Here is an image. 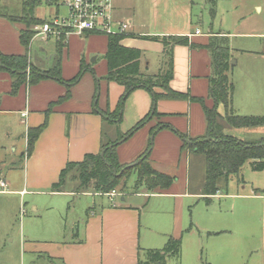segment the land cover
<instances>
[{
	"label": "crops",
	"instance_id": "0c3cea01",
	"mask_svg": "<svg viewBox=\"0 0 264 264\" xmlns=\"http://www.w3.org/2000/svg\"><path fill=\"white\" fill-rule=\"evenodd\" d=\"M39 2V7L35 9V16L45 22L52 17L65 14L64 9L55 8L46 2L43 4L41 0ZM239 5L243 7L251 5L259 13L264 10V0H112L113 21L126 22L130 26L127 36L120 41V45L141 52L139 65L141 74L154 77L163 73L166 61L163 44L143 38L185 37L188 39L189 45L172 47V79L168 86L173 92L187 95L189 99L160 97L154 107L156 114L151 115L143 125L153 123L149 127L150 135L153 129L163 126L153 134L155 147L157 145L158 150L164 151L163 157L167 153L173 154L174 166L176 163L178 168H180V163L184 165L183 169L187 171V174L183 179L181 189L174 185L175 178L173 176L165 171L158 172L147 158V164L152 170L172 178L173 182L168 187L157 186L152 189H148L143 184L138 186L135 184L132 197L138 198L136 200L126 201L123 191H116L118 196L109 198L101 193L93 192L90 188L79 189V183L76 180L74 183H78V185L74 184L73 189L63 190L67 179L61 189L53 191L52 186L58 182L59 174L66 164L80 162L85 155L99 154L106 143L115 142L117 146L127 140L134 132L128 134L129 131L151 112L152 96L145 89L133 91L125 100L124 113H122L120 122L113 123L102 114H112L116 111L123 94V87L105 80L107 69L101 78L102 81L98 80L97 83L96 78L90 79L83 73L79 81L69 88L68 99L58 104L55 103L67 92L65 84L47 78L40 80L36 83L38 86L33 88L26 85L29 94L27 93V97L25 95L23 98L25 103L20 102L18 109L11 112L25 118L26 130L37 128L44 122H46V126L37 138L31 155L26 156L25 149L23 189H9V184L5 182V176L2 175L0 177V195L24 197L31 192L29 190L34 188L44 190L42 192L51 196L95 197L84 217L75 218L72 227L66 229L67 231L71 230L70 239L64 238L55 241L47 239V241L39 242L42 247L41 251L44 250L48 258L52 260V264L55 262L60 264H137L141 262L144 264L147 260L142 262L141 255L145 253L149 260V251L155 250L151 248L155 246L148 243L146 237H142L140 232L146 205L165 217V219H154L147 229L148 235L162 237L165 246L169 238L181 240L182 233L186 228V212L193 199L200 198L206 205H209L212 199L221 197L222 187L213 196L203 195L205 162L203 181L201 183V175H199L200 181L197 187L192 189L190 177L192 159L195 158V161H198L200 165L201 160L198 158L199 154L182 149L181 136L198 139L206 135V120L202 105L190 98L202 99L205 107H213V100L208 96L209 78L213 74L210 44L213 42L226 43L232 59L234 53L239 50L235 48L234 43L237 39H264V31L257 29L259 24L247 23L252 25L248 27V31H242L247 17L237 14ZM40 7L50 9L51 15L46 16L47 9H44L43 14L45 15L38 16L36 11ZM38 26L33 27L34 32ZM201 26H205L206 31H203ZM8 27L6 18L0 15V28L5 30ZM23 27L25 29L24 25ZM76 36L80 39L85 38L89 43L101 41L100 37H103V50L107 51L108 36L106 35L85 33ZM68 38L63 40L66 47H63L61 54L66 48L69 51L70 40ZM57 41L59 40H56V45ZM7 49L8 47L0 45V53L3 55L25 54L18 49L14 51L15 53ZM242 52L252 54L257 58L264 57L263 53H257V51L251 52L245 49ZM158 57L162 58V63L160 61L156 72L153 71L154 69L151 71V60H156ZM81 65L86 67L83 61L80 62L79 67ZM79 69H76L75 72L78 73ZM74 74L72 73V76H75ZM70 77L62 74L61 68V78L64 81H69ZM83 81L85 82V92H78ZM12 82L10 73L0 72V104L3 101L14 103L16 97L9 95ZM22 86L24 84L20 87ZM20 87L18 99L22 92ZM31 92L34 93L32 97ZM153 92L158 95L163 94V90L159 87H154ZM53 104L55 105L47 113ZM9 111L7 108L1 109V113ZM223 111L224 108L220 105L218 113L221 116L225 115V113L221 114ZM105 124H109L113 131L118 133V140L112 141L110 137L102 138ZM120 137H126V139L118 144L122 140L119 139ZM115 151L121 165H134L131 163L132 157H127L119 147L115 148ZM143 158L140 156L137 160L141 161ZM129 178L127 179L129 180ZM127 182L126 180L125 186ZM178 182L181 183L180 180ZM138 187H144V189L137 191ZM96 198H107L108 203L96 200ZM115 198H119V201L116 202ZM152 201H155L154 204ZM33 211H38L37 207H34ZM179 257L181 258V248Z\"/></svg>",
	"mask_w": 264,
	"mask_h": 264
},
{
	"label": "rangeland",
	"instance_id": "374dc122",
	"mask_svg": "<svg viewBox=\"0 0 264 264\" xmlns=\"http://www.w3.org/2000/svg\"><path fill=\"white\" fill-rule=\"evenodd\" d=\"M41 1L44 2V0ZM23 2L25 0H0V13L6 11L12 17L20 16ZM237 8L238 15L243 14L247 17L243 32L248 31V27L252 25L247 23L259 24L257 29L264 31V10L261 13L256 12L251 5L244 7L239 5ZM44 9L47 8L40 7L36 14L51 15L50 9L43 14ZM7 23L9 26L7 29L0 28V45L8 47L9 51L14 52L18 49L22 53L26 52L19 43V32L24 28L23 25L8 22V20ZM201 29L206 31L205 26H201ZM100 39L101 41L89 43L85 38L80 39L75 34H71L68 38L69 51L66 48L63 54H60L62 74L69 75L72 79L78 74L75 71L80 68V62L83 61L88 68L86 75L84 74L85 77L96 78V83L98 80L101 82L107 68L104 59L106 50H103L104 39L103 37ZM234 43L235 48L239 50L230 60L232 69L228 74L233 86L231 113L237 116H264V57L257 58L242 52L247 49L264 54V39L239 38ZM56 46L55 39L33 38L28 48L32 67L36 70H48L54 67L59 57ZM151 61V71L154 69L153 71L156 72L160 61L162 63V58L158 57ZM72 73H75V76H72ZM26 85L29 88L38 86L25 83L20 87L22 89L20 99H18V89L13 95L9 93L11 97H16L14 103L3 101L0 104V177L5 176L9 189H23V166L26 159L28 129L26 130L24 125L25 118L11 111H16L20 102L25 103L23 98L25 95L27 97V93L29 94ZM84 85L83 81L78 92H85ZM33 94L31 92V97ZM3 108L10 111L1 113ZM221 114L223 115L224 111ZM220 123L222 132L227 136L246 143L264 140V127L235 129L231 128L225 120H221ZM150 125L153 123L134 131L120 144L121 146L117 145L116 148L119 147L127 157H132V164L137 162L138 157L144 153L148 154V162L154 165L158 172L165 171L173 176L174 185L181 189L187 171L183 169L184 165L181 163L180 168L177 167V163L174 166L173 154L167 153L163 157L164 151L158 150L157 145L155 147L154 135L150 136ZM102 134L104 139L105 137H110L112 141L118 139V133H115L109 124L104 125ZM161 156L163 158H160ZM198 158L201 160V165L193 158L190 168L192 189L197 187L200 181L199 175H201V183L203 181L204 161L201 155ZM73 175L74 173H70L67 176V183L63 190H70L73 189L74 184L78 185L74 183ZM136 176V173L132 172L126 186L124 183L118 185L117 192L123 191L126 201L138 199L132 197ZM142 189L144 187H138L136 190L142 191ZM29 191L31 192L24 197L0 195V264H52V260L48 258L44 250L41 251L39 242L47 241V239L54 241L70 239L71 230L66 229L72 227L75 218L84 217L95 200V197L90 196H51L42 192L44 190L34 188ZM220 195L221 197L212 199L209 205L200 198L192 200L186 212V228L181 236V258L166 256L165 264H264V170L255 171L249 162L245 163L239 175L231 176L227 186H222ZM96 200L108 203L107 198H96ZM115 201L118 202L119 198H115ZM152 202L154 204L155 201ZM34 207H37L38 211H33ZM157 218L165 219L146 205L140 232L142 237H146L148 243L155 246L151 248L160 250L164 246L162 237L148 235L147 230L149 224ZM157 225L159 227V223ZM140 259L142 262L147 260L146 254L143 253Z\"/></svg>",
	"mask_w": 264,
	"mask_h": 264
},
{
	"label": "trees",
	"instance_id": "16d2710c",
	"mask_svg": "<svg viewBox=\"0 0 264 264\" xmlns=\"http://www.w3.org/2000/svg\"><path fill=\"white\" fill-rule=\"evenodd\" d=\"M39 4V0H25L21 9V15L17 17L8 15L6 11L0 13L1 17L6 18L8 21L21 23L25 26V29L19 33V40L26 50L24 55H3L0 53V72L10 73L13 80L10 92L12 95L17 92L21 85L25 83L28 85L36 84L42 79L49 78L65 84L67 92L63 98H60L55 103L58 104L68 99L69 88L79 81L81 75L88 68L81 65L78 74L69 81H64L61 78L60 54L64 47L63 38L57 41V54L59 57H57L54 67L46 71L36 70L32 67L28 53L30 43L35 36L32 28L45 22V20L35 16V9ZM126 36H108L105 54L107 63L105 80L123 87V94L120 97L116 111L112 114L103 113L102 115L107 116L113 123H119L127 97L137 89H145L152 96V109L148 116L138 122L129 131L128 134H131L136 129L142 127L151 115L156 114L154 107L157 99L160 97L167 99H189L187 95L173 92L168 86L169 81L172 79V47L176 45L187 46L189 42L185 37L143 38L159 41L163 44L166 53L164 72L152 77L141 74L139 70L141 52L120 45V41ZM209 47L212 54L213 74L209 78L208 96L213 100V107H205L202 99L190 98V100L197 101L202 105L206 120V135L198 139H188L185 136H181L183 140L182 149L202 155L204 158L205 178L202 192L205 196H213L222 186L226 187L230 177L239 175L241 168L247 162L250 163L252 169L255 171L264 170V140L256 143H246L227 136L222 132L221 120H225L231 128L248 129L264 127V116H237L231 113L233 86L228 76L232 69L230 64L231 53L226 43L213 42ZM154 87L161 88L163 94L158 95L154 93ZM55 104L50 106L47 113L50 112V109ZM220 105L224 108V116L218 113ZM45 126L46 122L37 128H29L27 130L26 156L31 155L33 146ZM160 127L163 126L153 129L150 136L156 130H159ZM119 139H122V137ZM149 147L150 143L148 144ZM115 148V142H109L102 147L99 154L85 155L80 162L66 164L59 174L58 182L52 186L53 191L61 189L70 173H74L72 179L79 183V189L90 188L93 192L101 194L117 191L118 185L125 184L132 172H135L137 175L136 185L143 184L148 189L157 186L168 187L173 182L172 178L161 175L150 168L147 164L148 154L146 153L141 156L144 157L141 161L140 159L137 160L131 167L121 165L117 160ZM180 248V239L169 238L162 250L149 251V260L147 259L144 264H165L166 256L179 258ZM137 264L143 263L139 262Z\"/></svg>",
	"mask_w": 264,
	"mask_h": 264
},
{
	"label": "built area",
	"instance_id": "2783aa9c",
	"mask_svg": "<svg viewBox=\"0 0 264 264\" xmlns=\"http://www.w3.org/2000/svg\"><path fill=\"white\" fill-rule=\"evenodd\" d=\"M55 8L65 10V14L52 17L35 29V36L43 39H67L71 34H101L106 36L127 35L129 24L114 22L112 0H44ZM118 196L116 191L103 194Z\"/></svg>",
	"mask_w": 264,
	"mask_h": 264
},
{
	"label": "water",
	"instance_id": "95a60500",
	"mask_svg": "<svg viewBox=\"0 0 264 264\" xmlns=\"http://www.w3.org/2000/svg\"><path fill=\"white\" fill-rule=\"evenodd\" d=\"M231 64H232V63H231ZM125 139H126V137L122 138V140L119 141L118 144L121 143L122 141H124ZM101 155H102V153H101Z\"/></svg>",
	"mask_w": 264,
	"mask_h": 264
}]
</instances>
